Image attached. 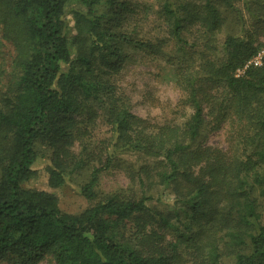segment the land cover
I'll use <instances>...</instances> for the list:
<instances>
[{"label": "trees", "instance_id": "16d2710c", "mask_svg": "<svg viewBox=\"0 0 264 264\" xmlns=\"http://www.w3.org/2000/svg\"><path fill=\"white\" fill-rule=\"evenodd\" d=\"M162 1L167 36L151 40L122 28L131 0H0V48L11 49L0 66V260L264 264V0ZM133 52L175 68L184 121L152 126L132 112L114 77ZM227 121L228 150L199 142ZM101 124L110 134L96 139ZM40 157L48 185H74L84 210L24 187ZM110 171L129 182L102 191ZM165 193L171 203L157 206Z\"/></svg>", "mask_w": 264, "mask_h": 264}, {"label": "rangeland", "instance_id": "374dc122", "mask_svg": "<svg viewBox=\"0 0 264 264\" xmlns=\"http://www.w3.org/2000/svg\"><path fill=\"white\" fill-rule=\"evenodd\" d=\"M135 5V14H129L125 17L122 28L133 36L144 39L154 40L155 38H163L167 36L162 31L161 24V7L162 0H131ZM107 6L104 2L96 7L100 11ZM72 36L75 31L73 23H70ZM135 29V31H133ZM127 33V34H128ZM261 52L264 53V35L258 40ZM72 44L70 43V47ZM74 51V48L71 47ZM72 51V52H73ZM128 55L131 53L126 52ZM11 49L8 46L0 48V66L7 67ZM4 57V61H1ZM123 62V66L115 75L116 84L120 92L124 93L130 101L131 110L142 118H146L153 126L163 125L166 123H181L190 114L191 109L187 105H183L182 91L176 85L175 68L165 64L161 58H153L146 53L133 52L132 57ZM214 91V90H213ZM212 91V92H213ZM210 120V118H208ZM211 123V122H210ZM214 123V122H213ZM212 128L204 131L199 138V142L209 144L219 149L228 150L230 136L235 132L232 123L227 121L221 124L218 129ZM108 128L101 124L94 131L96 139H102L109 136ZM131 161L134 156L131 155ZM49 160L45 157L37 158L32 165L35 175L24 183V187L31 189L43 190L54 194L58 199L59 208L66 213H79L89 204L83 198L78 189L71 183H67L58 188H51L47 182V166ZM128 177L121 171H110L102 175L100 180V188L102 191H110L119 186L127 184ZM159 201L155 204L159 207L164 203H171V195L162 194ZM180 218H184L183 212ZM4 257L0 260V264H7ZM38 264H55L48 259L40 260Z\"/></svg>", "mask_w": 264, "mask_h": 264}, {"label": "built area", "instance_id": "2783aa9c", "mask_svg": "<svg viewBox=\"0 0 264 264\" xmlns=\"http://www.w3.org/2000/svg\"><path fill=\"white\" fill-rule=\"evenodd\" d=\"M260 54H258V56H256V57H254L251 61H250V63L251 64H254V65H257V64H259L260 63ZM242 71H238V74H240Z\"/></svg>", "mask_w": 264, "mask_h": 264}]
</instances>
